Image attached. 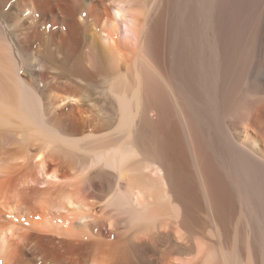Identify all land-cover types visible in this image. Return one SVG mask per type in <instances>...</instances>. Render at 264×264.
<instances>
[{
	"label": "bare ground",
	"instance_id": "obj_1",
	"mask_svg": "<svg viewBox=\"0 0 264 264\" xmlns=\"http://www.w3.org/2000/svg\"><path fill=\"white\" fill-rule=\"evenodd\" d=\"M146 251L264 264V0H0V264Z\"/></svg>",
	"mask_w": 264,
	"mask_h": 264
},
{
	"label": "rangeland",
	"instance_id": "obj_2",
	"mask_svg": "<svg viewBox=\"0 0 264 264\" xmlns=\"http://www.w3.org/2000/svg\"><path fill=\"white\" fill-rule=\"evenodd\" d=\"M148 251L144 252L143 254H138V257L140 258V264H155L152 261L151 254Z\"/></svg>",
	"mask_w": 264,
	"mask_h": 264
}]
</instances>
